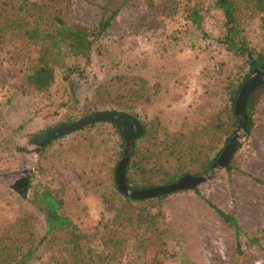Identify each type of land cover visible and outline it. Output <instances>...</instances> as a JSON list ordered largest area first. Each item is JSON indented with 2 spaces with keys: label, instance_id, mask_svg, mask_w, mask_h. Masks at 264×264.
Here are the masks:
<instances>
[{
  "label": "rangeland",
  "instance_id": "obj_1",
  "mask_svg": "<svg viewBox=\"0 0 264 264\" xmlns=\"http://www.w3.org/2000/svg\"><path fill=\"white\" fill-rule=\"evenodd\" d=\"M194 1L201 7V29L185 18L186 7ZM214 3L0 0V236L8 225L31 214V229L37 241L43 239L38 259L54 262L66 257L65 236L46 235L44 215L33 202L34 191L48 187L63 197L62 213L90 236L92 250L101 255L110 251L105 235L118 221L101 194L113 195L111 175L115 182V170L124 150L117 130L109 123H98L55 140L38 154L28 155L25 149L33 148L37 138L31 139L30 135H41L91 113L127 106L132 101L123 96L108 95L107 100L95 92L99 85L121 74L140 75L146 80L149 99L142 97V104L131 103L129 109L146 122L159 118L160 135L175 133L182 124L192 127L211 114L228 121L226 112L231 104L224 86L230 78H241L247 68L220 44L224 19ZM112 13L115 15L104 36L95 43L88 66L82 59L69 56L67 67L57 69L48 92L37 93L24 84L28 61L36 57L39 47L25 38L27 31H54L55 16L94 28ZM245 34L256 51H264V29L258 18L246 23ZM222 132L224 128L214 130L207 138L205 149L210 155L220 148ZM242 134L231 181L222 171L217 180L195 189L200 194L179 191L152 200L145 210L132 213L131 220L115 227L123 237L120 257L106 264H232L234 230L204 199L233 214L247 235L259 237L263 250L245 246L240 264H264V185L241 172L264 179V93L256 108L253 131ZM29 169L34 171L26 191H14L10 185L18 179L17 174ZM152 177L158 179L155 172ZM139 212L152 214L153 222L139 226ZM21 235L24 239L28 234ZM38 263L36 259L28 262Z\"/></svg>",
  "mask_w": 264,
  "mask_h": 264
},
{
  "label": "trees",
  "instance_id": "obj_2",
  "mask_svg": "<svg viewBox=\"0 0 264 264\" xmlns=\"http://www.w3.org/2000/svg\"><path fill=\"white\" fill-rule=\"evenodd\" d=\"M214 4L221 11L224 19L223 34L219 39L220 44L238 60L243 61L247 68V73L241 78H230L224 86L231 104L229 111L226 112V119L229 122L218 120L217 115L211 114L208 119L192 127L182 124L177 132L170 134L164 132L160 135L157 133V128L160 126L159 118L146 122L129 109L131 103L142 104V97L143 100H148L150 97L149 88L145 85L146 80L142 76L116 75L107 84L99 85L95 91L96 96L107 97V100L109 96H123L126 101H132L121 109L109 108L106 111L125 113L136 119L142 127L141 135L134 140L132 158L125 168V182L131 189L166 185L176 182L184 175L198 176L207 172L232 136V128L237 122L233 106L243 83L252 70L264 66V51H256L250 45L245 34L246 23L254 18H258L261 28L264 29V0H215ZM200 11L201 7L197 1L185 9V18L197 29H201L203 23V15ZM114 15L115 13H112L107 19L101 20L94 28H89L78 22L68 23L61 17L55 16L57 27L54 31L46 33H41L37 29L27 31L25 38L32 43H37L39 47L36 57L30 58L28 61V70L23 75L24 84L37 93L48 92L55 82L57 69L67 67L66 59L69 56L82 59L84 65L88 66L91 63L95 43L104 36ZM77 72H81V70L78 69ZM116 81H118V86H115ZM263 93L264 82L248 96L245 102L244 113L248 135L254 129V116ZM107 103L108 101H106ZM98 123L111 124L121 138V146H124L121 128L117 123L98 121L78 130L93 127ZM63 125L59 124L57 127ZM222 128L225 129V133L222 132L221 135L223 138L221 146L216 153L210 155L209 151L205 149L206 142H209L207 138L213 134L214 130L218 131ZM39 135L31 134L30 137L35 139ZM64 136L50 140L44 148ZM240 147L241 145L238 149ZM238 149L232 154L227 165L229 181L232 180L236 170L235 154ZM153 172L158 175L157 180L152 177ZM241 172L251 178L252 181L264 185V179L244 170ZM111 179L113 195L107 197L101 194L102 201L115 212V219L118 221L105 235V242L109 243L107 246H110L108 253L101 255L92 250L90 236L78 230L72 220L62 213L63 197L58 195L57 190L43 187L41 190L36 189L34 191L33 202L44 215L47 225L46 235L61 234L65 236L66 257L63 256L54 262L38 259L37 252L43 239L37 241L35 233L31 229L33 215L26 214L8 225L0 236V264L8 263V260H12L10 258L13 256H17V258L9 264H28L33 259L39 260L38 264H106V262L119 258L123 237L118 230H115V227L120 228L122 222L130 219L132 213L145 210V206L150 204L152 200L162 199L172 193L142 200L132 199L118 191L113 173ZM194 192L200 194L198 190H194ZM204 200L214 213L234 230L235 260L232 264H240L246 254L245 246H258L263 250L259 237L247 235L233 214L225 212L207 199ZM139 215V226L153 222L152 214L139 212ZM24 228L27 229L24 230ZM16 230L19 231L14 233ZM24 232L28 235L23 239L21 233ZM243 237L244 241H242Z\"/></svg>",
  "mask_w": 264,
  "mask_h": 264
},
{
  "label": "water",
  "instance_id": "obj_3",
  "mask_svg": "<svg viewBox=\"0 0 264 264\" xmlns=\"http://www.w3.org/2000/svg\"><path fill=\"white\" fill-rule=\"evenodd\" d=\"M263 82L264 66L252 70L245 82L243 83L234 103V112L237 117V124L232 134V137L223 148L219 157L212 163L210 171L203 175H184L179 178L176 182L162 186L142 189L129 188L125 182V168L132 157L134 140L136 137L141 135L143 130L140 123L136 119L124 113L118 112L91 113L83 116L82 118L70 124L63 125L58 128L51 129L49 131H45L33 141V148L25 149L24 153L28 155L38 154V152L50 140L67 135L75 130H78L82 127H85L89 124L98 121H110L117 123L120 126L121 134L125 142L122 157L119 160L115 170V183L120 193L132 199L142 200L178 191L195 190L199 188L202 184L217 180L218 174H220V172H227V165L230 161V158L232 154L241 145V141L244 138L242 132L248 135V133L246 132V117L244 113L245 102L248 96ZM33 171L34 169H29L18 173V179L14 180L10 187L17 192L26 191L30 179V174Z\"/></svg>",
  "mask_w": 264,
  "mask_h": 264
}]
</instances>
